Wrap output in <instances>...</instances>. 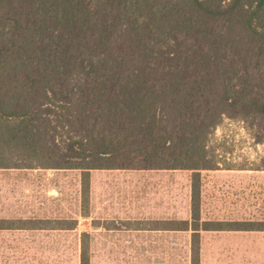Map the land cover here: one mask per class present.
Masks as SVG:
<instances>
[{
  "label": "trees",
  "instance_id": "obj_1",
  "mask_svg": "<svg viewBox=\"0 0 264 264\" xmlns=\"http://www.w3.org/2000/svg\"><path fill=\"white\" fill-rule=\"evenodd\" d=\"M225 120L264 144V0H0V169L81 171L84 214L92 170H185L191 218L171 227L192 232L191 264L201 230L264 231L201 221V172L220 167L210 142Z\"/></svg>",
  "mask_w": 264,
  "mask_h": 264
},
{
  "label": "rangeland",
  "instance_id": "obj_2",
  "mask_svg": "<svg viewBox=\"0 0 264 264\" xmlns=\"http://www.w3.org/2000/svg\"><path fill=\"white\" fill-rule=\"evenodd\" d=\"M210 149L220 167L201 172V219L264 222V144L253 129L225 120ZM80 183L78 170L0 169V219L75 223L71 230L0 231V264H80L84 232L92 236L91 264H191L190 232L136 231L126 223L190 219L192 172L96 171L88 218ZM202 264H264V232H204Z\"/></svg>",
  "mask_w": 264,
  "mask_h": 264
},
{
  "label": "crops",
  "instance_id": "obj_3",
  "mask_svg": "<svg viewBox=\"0 0 264 264\" xmlns=\"http://www.w3.org/2000/svg\"><path fill=\"white\" fill-rule=\"evenodd\" d=\"M96 171H115V170H92V171H90L89 208H88V213L83 214V216L86 218L90 217V214H91V204H92V200H93V176H94V172H96ZM79 172L81 173V171H79ZM80 187H81V183H80ZM81 205H82V191H81ZM190 218H191V216H190ZM189 220L190 219H187V220H180V219H155V220H152V219H147V220L131 221L130 223H126V224L128 226H130V229L136 230V231L190 232V234L192 236L191 231L175 230V229H172V227H171V223H179L182 221H189ZM201 221L203 222L205 220L201 219ZM95 224H97V223L94 222V225ZM107 224H109V226H107V228L110 230L116 228L114 223H107ZM0 231H3V230H0ZM204 232H211V231H205V230L200 231V264H202V234ZM245 232H247V231H245ZM249 232H251V231H249ZM259 232H264V231H259ZM84 233L89 234L90 237L92 238V236L89 232H84Z\"/></svg>",
  "mask_w": 264,
  "mask_h": 264
}]
</instances>
